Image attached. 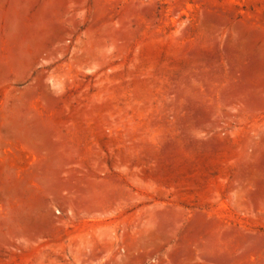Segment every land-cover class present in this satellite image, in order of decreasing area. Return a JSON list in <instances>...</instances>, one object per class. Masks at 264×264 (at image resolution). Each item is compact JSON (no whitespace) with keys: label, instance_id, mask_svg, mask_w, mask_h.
<instances>
[{"label":"rangeland","instance_id":"1","mask_svg":"<svg viewBox=\"0 0 264 264\" xmlns=\"http://www.w3.org/2000/svg\"><path fill=\"white\" fill-rule=\"evenodd\" d=\"M54 203L121 264H264V0H0V264H70Z\"/></svg>","mask_w":264,"mask_h":264},{"label":"crops","instance_id":"2","mask_svg":"<svg viewBox=\"0 0 264 264\" xmlns=\"http://www.w3.org/2000/svg\"><path fill=\"white\" fill-rule=\"evenodd\" d=\"M54 204L63 209L60 210L61 216H55L52 211L50 213L52 217L56 218L62 233L68 234L66 236L69 237L67 244L72 247V251L68 255L70 264H121L115 258L112 249L113 242L108 244L105 233L102 238L100 237L103 232L100 229L112 221H108L109 218H107L110 214L108 216L107 213L100 212L97 205L74 208L70 203ZM69 210L71 211L70 215L68 214ZM88 233H92V241L87 240Z\"/></svg>","mask_w":264,"mask_h":264}]
</instances>
